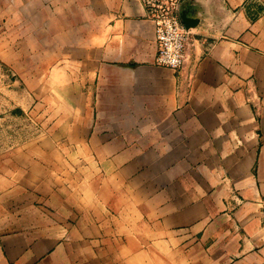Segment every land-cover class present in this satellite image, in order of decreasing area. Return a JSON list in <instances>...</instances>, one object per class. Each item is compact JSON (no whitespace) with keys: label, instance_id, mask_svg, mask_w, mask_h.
Segmentation results:
<instances>
[{"label":"crops","instance_id":"crops-1","mask_svg":"<svg viewBox=\"0 0 264 264\" xmlns=\"http://www.w3.org/2000/svg\"><path fill=\"white\" fill-rule=\"evenodd\" d=\"M181 8L172 70L142 0H0L43 102L0 155V264H264V0Z\"/></svg>","mask_w":264,"mask_h":264},{"label":"rangeland","instance_id":"rangeland-1","mask_svg":"<svg viewBox=\"0 0 264 264\" xmlns=\"http://www.w3.org/2000/svg\"><path fill=\"white\" fill-rule=\"evenodd\" d=\"M1 57L0 155L5 153L9 146L40 138L41 108L43 105L40 99L31 94L32 88L40 85L31 86L26 84L25 60H17V62H14L13 67L18 66L11 68L10 65H7L9 64L8 59ZM47 104L51 106V102H46Z\"/></svg>","mask_w":264,"mask_h":264},{"label":"built area","instance_id":"built-area-1","mask_svg":"<svg viewBox=\"0 0 264 264\" xmlns=\"http://www.w3.org/2000/svg\"><path fill=\"white\" fill-rule=\"evenodd\" d=\"M155 28L158 65L179 70L185 64L191 34L181 19V0H142Z\"/></svg>","mask_w":264,"mask_h":264},{"label":"water","instance_id":"water-1","mask_svg":"<svg viewBox=\"0 0 264 264\" xmlns=\"http://www.w3.org/2000/svg\"><path fill=\"white\" fill-rule=\"evenodd\" d=\"M181 19L186 29L188 30L197 24L196 19L189 17L187 14L183 13L182 10H181Z\"/></svg>","mask_w":264,"mask_h":264}]
</instances>
